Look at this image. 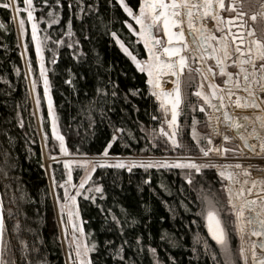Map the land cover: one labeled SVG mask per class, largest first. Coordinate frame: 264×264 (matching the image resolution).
<instances>
[{
    "label": "trees",
    "instance_id": "trees-1",
    "mask_svg": "<svg viewBox=\"0 0 264 264\" xmlns=\"http://www.w3.org/2000/svg\"><path fill=\"white\" fill-rule=\"evenodd\" d=\"M32 2L55 114L70 155H102L110 141L108 154L116 156H197L208 146L209 106L195 93L194 69L183 77L178 131L183 147L173 149L160 134L164 125L161 104L152 94L146 73L120 44L139 60L148 56L144 43L128 28L130 16L120 0ZM124 3L134 12L139 10L140 0ZM6 4L8 0H0L4 259L8 264H66L55 206L65 200L67 169L64 160L58 159L60 140L52 131L24 0L15 4L25 21L23 43L41 130L13 10ZM193 128L198 131L196 139ZM42 141L51 160L52 182ZM224 185L225 178L213 167H202L199 173L174 165L96 167L77 198L92 264H228L222 246L210 238L202 215L207 196L215 202L232 249L238 247Z\"/></svg>",
    "mask_w": 264,
    "mask_h": 264
},
{
    "label": "snow or ice",
    "instance_id": "snow-or-ice-1",
    "mask_svg": "<svg viewBox=\"0 0 264 264\" xmlns=\"http://www.w3.org/2000/svg\"><path fill=\"white\" fill-rule=\"evenodd\" d=\"M45 3H47V0H44ZM24 3L30 8L32 6V0H24ZM57 3H59V0H57ZM120 3L124 7V11L127 12V14L135 20V22L140 26V30L137 31L133 28L132 24H128V28L131 29L135 35L143 40L144 46L147 48L148 52V58L144 61H141L137 58L136 55H133V53L129 50L128 47L124 45L122 41H120L121 47L123 50L131 57V59L136 63V66L142 71L146 72L148 76L147 83L152 86L153 89V95L156 97L158 101L161 102V108H163L167 112V105H171V120L167 121L168 125L170 127H173L177 120V106L181 102V90H180V79L179 75L180 72L184 70V68L187 66V57L183 54L184 50L188 48L187 41L185 39V33L183 31V19L182 17L187 18V25L189 28V31L193 34L194 40L198 43V46L203 47L208 43V40L205 39L203 35V28L204 26H200L199 30V38L197 40V29L196 25L194 24L193 20V13L199 12L200 15L197 17L198 19H203L205 16H208L212 14V18L216 19L218 16V9H225L226 7L229 9H235L236 3H230L226 6L225 0H140L139 3V14H134L132 8H130L127 4L124 3V0H120ZM5 7H11V5H5ZM261 8L264 9V3L261 4ZM245 15L244 12H238L236 16L230 17L228 19V33L225 35H231L232 41L236 42V52L240 54V58L236 61H233V63H238L241 67V71L244 73V80H245V91L248 92L249 96L244 98V103H241V98L237 96V106L240 107H249V106H255L260 107V104L257 103L256 99L252 98L250 103L249 98L255 97L258 93L256 91H253L251 89V81L249 80V73L248 70L245 69L243 66L244 64H250L252 65L253 69V75L252 80L256 81L257 84H259V91L264 92V73L261 75V80H256L255 73L259 70H264V63L260 64L259 69L255 66V61L257 59L264 60V40L258 39L255 37V29L249 27L247 29V35L251 39L246 41L243 29L244 24L246 22L243 21V16ZM259 15L264 16V11H261ZM27 19L32 20L33 19V13L32 11L27 12ZM221 19H223L221 17ZM251 19L255 21L257 19V13L253 12ZM234 20H240L241 23L238 25H233L232 21ZM24 19L21 18L19 20V25L21 30H23L24 26ZM127 23V21H125ZM163 26V32L167 36V45L162 46V52L164 54L165 58H161V52L157 50V46L160 45L161 41L159 37H156L154 35V31L160 26ZM179 26L178 31H174V28H177ZM2 27V25H0ZM232 27H235L237 32H240V35H234L231 33ZM37 26L36 23L33 22L32 24V33H33V39L37 40V52L41 51L40 48V42L36 35ZM70 34V33H69ZM113 36H115V33H112ZM119 39V38H117ZM219 42V46L223 51V56L226 59L229 56V53L227 51V44L224 41L223 37L216 38ZM180 43L181 46L174 47L173 42ZM247 44L245 48L239 47V45ZM211 55H216V49L213 48L211 50V53H206ZM216 62L218 65H220V72H225V66L224 63L219 55H216ZM41 75H44V69H43V63L41 66ZM165 74H171L172 76L177 77L175 80H173V88L171 90H165L162 87L161 83V76ZM239 75V74H237ZM227 76L229 79L225 80V84H231L232 83V73H227ZM206 78V77H205ZM44 84H45V92L47 94V88H48V79L47 76H44ZM239 80H237V87H240ZM209 87L215 89L218 87L215 84H210ZM174 93V95H173ZM197 95H202L205 99V101L208 103V105L216 110H220L219 106L217 104H213L211 101V98L208 94H205L202 91H198ZM229 96L232 95L231 92L228 93ZM212 97L217 96V93L213 91L211 93ZM220 106L223 104V97H218ZM261 99H264V96L261 97ZM49 106L51 108V97H49ZM201 110H204V105H201ZM224 117L226 121L230 122V126L235 128L237 130V134L239 135L240 129L242 125L238 122H234L231 120V117L228 115V113L225 111ZM208 119L211 121V116L208 117ZM245 120L248 119V117H244ZM257 120L259 121V129L256 127H253L251 132L249 133V136L256 137L260 139L259 142V149L260 151L257 152L256 148L257 145L251 144L248 141V137L241 136V140L244 142V146L251 149L252 153L254 155H264V138H261V133L264 132V117L258 116ZM196 121H193V124H195ZM55 126L56 122L55 119H53V130L54 134L57 135V138L60 140V147L61 151H67V149L64 146V137L62 135H59V133L55 132ZM160 134H162L164 137L167 138V141L171 142V147L173 149L175 148H181L183 145L180 143V141L177 139V131L174 129L171 134L166 132L163 127L160 128ZM217 133L219 135H222L224 141H228L231 139L226 134L219 133L218 129H216ZM116 137H113V140H115ZM193 139H196V132L195 128H193ZM209 143H211V138H208ZM199 143V140L196 141ZM111 147V141L109 142L108 147H105L104 152L102 156H107L108 149ZM167 150V149H166ZM201 151L205 156L209 155L210 152H218L220 155H225L228 149L222 148V147H216L211 149H204L201 148ZM77 164L80 166H84L85 168H90L91 171H89L85 178L81 180V183L79 185V188L76 189V192L79 193L80 189L84 187V184L87 182L88 179L91 177V172H94L96 170L97 164L100 165H106L108 164V160L106 159H100L98 162L95 160H79V161H68L65 160L64 164L66 167H68L71 164ZM132 164L138 163V161L133 160L131 161ZM142 166L144 167H151L153 166V163H155V166L159 167L160 163L158 161H152L148 164H143L140 162ZM127 164V161L124 159H117L116 160V166L117 167H125ZM163 166L168 167L170 166L168 160L163 161ZM174 166L180 167V168H190L195 169L197 173L201 171L202 167H213V165L205 164L201 165L196 163L192 159H186V160H180L176 159L174 161ZM215 167L219 168L220 166L216 165ZM232 165H225V168H231ZM235 167L239 168L241 167L240 164H236ZM245 175L250 174L248 172V169L245 170ZM219 175L221 177H227L230 184L224 185L223 187L227 191L228 194V204L232 207L230 208L231 212L235 213L236 220V232L241 237V246L239 248L240 257L243 260V264H248V257L245 255V249L243 247V235L245 232V229L248 228L250 230V234L255 235L257 237H264V201H258L257 199H242V203L240 204L239 208L235 205L233 201V191L231 188V182H234V174L231 171L226 170H220ZM189 179V182H191V177H187ZM69 179H71V173L69 171ZM248 181L245 180L244 184H247ZM253 188L256 187L257 181L253 180L251 181ZM261 185H264V179L260 180ZM252 188H245L241 186V188L235 193L236 197L243 198L245 192H251ZM258 191H264V187L258 188ZM96 191H101L100 186H96ZM65 196H68L67 189H65ZM204 200L206 201L205 204V210L202 211V215H204L205 220L207 222V228L209 233L211 234L212 238L220 244L222 247H224L228 240V235L226 232V229L224 227V224L222 222L221 216L219 214V211L216 208L215 202L209 200L207 196L204 197ZM76 196H71L70 200H65L63 204L60 206V211L63 212L65 209V206L67 204H75ZM245 208L250 209V212L247 214V217L245 218ZM3 202L0 200V264H8V261L4 259V233H5V218L3 214ZM12 215V210L9 209V216ZM72 213L69 212V216H71ZM16 229H19V221L16 222L15 225ZM73 229H76V224H73ZM81 233L83 232L82 226L79 229ZM74 240L77 239L75 237V232L73 233ZM21 243H24L23 241ZM259 245L261 249H264V239H261L259 241H253L252 242V264H264V255H260L259 258L258 254L255 250L256 245ZM93 244V248H94ZM207 247V244H205ZM89 245L85 242L83 244V247L80 243L75 244V255L78 261V264H92L91 257L88 255V252L90 251ZM154 251V250H153ZM71 256V253L69 254ZM117 255H119V252H117ZM43 264V262H41Z\"/></svg>",
    "mask_w": 264,
    "mask_h": 264
},
{
    "label": "rangeland",
    "instance_id": "rangeland-1",
    "mask_svg": "<svg viewBox=\"0 0 264 264\" xmlns=\"http://www.w3.org/2000/svg\"><path fill=\"white\" fill-rule=\"evenodd\" d=\"M253 1L259 4L260 0H253ZM194 2H195V0H194ZM226 3H227V0L225 1V4ZM251 3H253V2H251ZM8 4L11 5V8H12L13 14H14V18L16 21V26L18 29V36H19V40H20V44H21V50H22L25 70H26V74L28 77L29 87H30V91H31V95H32L33 103H34V108L36 111L37 121H38L40 130H41V122H40V116H39V110H38V105H37V98H36L34 83H33V79L31 76L30 65H29V62H28L27 56H26L25 46L23 43V41H24L23 40L24 26H23V30H21L20 25H19L20 18L18 15V9L16 7L15 0H8ZM25 11H26V16H27L28 11H32V13H33V19L32 20L27 19L28 23H29V29L31 32V36L33 39V33H32L33 22H35L36 26H37V22H36L34 10H33V2H32V6L30 8L25 4ZM217 11H218V16L216 19L212 18V14L205 16L203 18V20L205 22L211 23L210 29L207 30L205 27L203 28V35H204L205 39L208 40V43L206 45H204L203 47L198 46V43L193 38V34L190 35L189 28H187L188 25H187V18L186 17H182V19L185 21V24L187 25V27H185V28L183 27V30L185 31L186 35L188 36V44H189V49H190V54H191V63L193 64L194 67H201V69H202L201 72L206 77L208 86L210 84H215L218 86L215 89L209 87L210 90H209L208 95L210 96L212 103L217 104L219 106L220 110H216V109L211 108L208 105V103L205 101L204 97L202 95H198L199 99L202 102H205V104H207L209 106V109L207 111V120H208V127H209L210 133H209V135H206L208 146L205 147L204 149H209L211 146V143H209L208 138L210 137L212 140L213 135H212V130L209 126L210 120L208 119V117L211 115V113L215 112V113H218L220 120H221V129H222L221 133L226 134L229 137H231V139L228 140V142L225 141V143L227 142V144H224V145L225 146H236V147L238 145V148H240V150H241L239 153L237 152L238 155L229 154V156L228 155L224 156V155H220L218 152H210L209 155L205 156L203 154V152H201V154H199L197 156H178V155H170V156H144V155L116 156V155H109V154H107V156H102V155L75 156V155H70L67 151H62V156L59 157L58 159H63L64 161L65 160L79 161V160L88 159V160H95L97 162L100 159H106V160H108V164H106V165H114V166H116V160L118 158L126 160L127 161L126 166H142V164L140 162H142L143 164H148L149 162H152V161H158L160 163V166H163L164 160H168L170 165H174V161L176 159H180V160L192 159L196 163L201 164V165H205V164L213 165V168H215L218 171V173L220 172V170H224V169H222V166H223L222 164L232 165V167L229 168L228 170L231 171L233 174H235L237 172H241V173L243 172L244 173V170H245V168L240 169V168L235 167L236 164H240V165L245 166L246 164H255V163H258L260 161H264V155H259V156L254 155L252 153V151L249 150V148L244 146V142L240 138L241 136H244L246 134H248V136H249V133L251 132L253 127H256L257 129H259V121L257 120V117L258 116L264 117V99H261V97L264 96V92H260L259 91V84H257L256 81L252 80V75H253L252 65L244 64L243 67L245 69H247L248 73H249V80L251 81V89L258 93L255 97L249 98L248 102L250 103L251 99L254 98V99H256L257 103L260 104V107L257 108L255 106H249V107L237 106V103H236L237 96H239L241 98L240 102L244 103V98L248 97L249 94L247 91H245L246 85H245V80H244V73L241 71L240 65L238 63H233V61H236L240 58V54L238 52H236L237 44H235V45L232 44L229 36L225 35L227 33V30L224 29V25L222 22L223 20L221 19V17L224 18V15L233 17L235 15V12H234V10H232V11L229 9L227 10V8L223 12L220 11V9H218ZM251 11L256 12L255 6H251ZM133 13L139 14V10L137 12L133 11ZM222 14H223V16H222ZM193 17H195L194 13H193ZM198 20H201V19H198ZM259 20H262V19H259ZM129 24H132L133 28L136 29L137 31L140 30V26L135 22V20H133L132 17H130ZM199 30L200 29L197 30V40L199 38V36H198ZM161 34H162V29L160 26V28H158L154 31V35L156 37H158ZM36 35H37V38L40 42L38 27L36 30ZM220 37H223L224 41L227 44V51L229 53V56L226 59L224 58L223 51L219 46L218 40L216 39V38H220ZM140 41L143 42V40H141V39H140ZM33 42H34L36 53H37V60H38V65H39L41 83H42L43 90H44L43 94H44V99L46 101V105H47V108L49 111L52 131L54 134L53 119H55V122H56L55 132L59 133V135H62L60 130H59L58 120H57V117L55 114V109H54L53 100L51 97V89H50L49 81H48L47 94L45 92L44 76L46 75L47 79H48V73H47V69L45 66L42 46L40 43L41 51L37 52V47H36L37 40L33 39ZM246 46H247V44H246ZM239 47L245 48L242 46H239ZM213 48L216 49V55H219L221 57L223 63H224V66H225L224 74L219 72L220 71V65H218L216 62V55L206 54V53H211V50ZM157 50L161 52V50L158 46H157ZM147 58H148V56H147ZM161 58H163L162 52H161ZM146 59H144V60H146ZM144 60H141V61H144ZM42 63H43L44 75H41ZM262 63H264V60L257 59L255 61L256 68L259 69V66ZM229 72L233 74L232 83L226 85L225 80L229 79V77L227 76V73H229ZM195 73L197 74V88L195 90V93H196V91L200 90L201 87L203 88L204 79L200 78V76L198 75V73L196 71H195ZM262 73H264V70H259L255 73L256 80H261ZM237 74H239V75H237ZM146 75H147V73H146ZM147 78H148V76H147ZM237 80H239V83L241 85L240 87H237ZM261 82H264V81H261ZM150 88L152 91V86H150ZM213 91H215L217 93V96H215V97L211 96V93ZM229 92L232 93L231 96L228 95ZM220 96L223 97L222 106H220V102L218 99V97H220ZM49 97H51V108L49 106ZM160 104H161V102H160ZM201 105H203V103ZM162 111H163V115H164L163 128L166 132L171 134L174 129L172 127H170L167 123V121H169V110H167V112H166L162 108ZM225 111L232 118V121L238 122L242 125L240 132H239V135L237 134V130L236 129L233 130V127L230 126V122L225 120V117L223 114ZM244 117H248V119L245 120ZM263 133L264 132L261 133V136L263 135ZM54 136L57 138L56 134H54ZM177 139H178V134H177ZM257 139L258 138H256V137H251V140H248V141H249V143L253 144L252 142L257 140ZM42 140H43V138H42ZM42 142H43V148L45 149L44 141H42ZM64 146L66 148L65 138H64ZM218 147H222V138H220V144ZM45 152H46V149L44 150L45 162H46V167L48 170L49 177H50L51 182H52L50 169H48V165H49V162L51 160L47 157V154L45 155ZM133 160L138 161V163L132 164L131 161H133ZM153 164L155 165V163H153ZM216 165H218L220 167L217 168V167H215ZM98 166H102V165H100L98 163L97 167ZM66 169H67V178L64 181V191H65V189H67L68 196L67 197L65 196V200L66 199L70 200L71 196L75 195L76 201H75V204H67L65 206V209L63 212L60 211V206H61V204H63L65 202V200L60 204L56 203V206H55L56 207L55 208L56 209V217H57V221H58V225H59V232H60V236H61V241H62L64 252H65L66 264H78V261H77L76 255H75V244L80 243L81 246L83 247V244L86 242V238H85L84 230L82 233L79 230L81 226L83 228V222H82V218H81V215L79 212L78 201H77V198H78L79 194L81 193V191L84 187L80 189L79 193L76 192V189L79 188L81 180L86 177L87 173L89 171H91V169L85 168L84 166H80V165H77L75 163L69 165L68 167H66ZM69 171L71 173V179H69ZM93 173L94 172H91V176L93 175ZM224 178H225V185H229L230 182L227 179V177H224ZM88 181H89V179L87 180V182ZM236 181H238V179H236L234 177V182L231 183V188L233 191V201H234L235 205L237 206V208H239L238 206H239V204H241L242 199H255V197H253V195L246 194V193L244 194L243 198L236 197L235 193L237 192V189H240L241 186H243L242 185L243 183H240V187H239V184ZM85 184H84V186H85ZM226 196H227V199H229L227 191H226ZM245 210L248 213L250 212V209L245 208ZM69 212L72 213L71 216H69ZM232 215H233V220H234V224H235V220H236L235 213L232 212ZM74 223L76 224V229H73ZM235 229H236V224H235ZM74 232H75V237L77 238L75 240L73 237ZM249 234H250V231H249ZM227 235H228L227 243L224 247H222L225 251L227 263L228 264H243V260L241 259L240 252H239V248L241 246L240 235L237 234V236H238V247L236 249H232V247L230 245L229 233H227ZM250 236L254 237L252 234H250ZM261 239H262V237H260V240ZM263 239H264V237H263ZM90 252H91V250L88 252L89 256H90ZM70 253H71V256L69 255ZM261 255H264V251L261 253Z\"/></svg>",
    "mask_w": 264,
    "mask_h": 264
},
{
    "label": "bare ground",
    "instance_id": "bare-ground-1",
    "mask_svg": "<svg viewBox=\"0 0 264 264\" xmlns=\"http://www.w3.org/2000/svg\"><path fill=\"white\" fill-rule=\"evenodd\" d=\"M194 15H195V17H193V20H194V24L196 25V29L197 28L200 29L201 25H203L207 30L210 29L211 23L205 22L203 19L202 20H198L197 17H199V15H200L199 12H194ZM183 27L184 28L187 27V25L185 24V21L183 22ZM203 79H204V81H203L204 84H203V88L202 87L200 88V91L204 92L205 94H208L210 89H209V86L207 84V80H206L204 75H203ZM173 80H174V78H173L172 75H168V74L162 75L161 76L162 87L163 88H169L173 84ZM152 93H153V89H152ZM210 116H211V121L209 123L210 124L209 126H210V128L212 130L213 137H212L211 146H210L209 149L218 147L219 144H220V138H222V136L219 135L217 133V131H216V129H218L219 133H221V131H222V129H221V120H220V117H219L218 113H215V112L211 113ZM233 130H235V128H233ZM244 136L248 137V140H251V136H248V134H246ZM261 138H264V133L261 136ZM259 142H260V139H257V140L252 142L253 144L257 145V148H256L257 152L260 151V149L258 147ZM222 165H223L222 169H224L226 171H229L228 170L229 168H225L224 164H222ZM239 168L240 169H243V168L246 169L247 168L248 172L250 173L248 175H245V171H244V173L236 171L237 173L234 174V177L236 179H238V181H236V182H238L239 187H240V183H243L242 184L243 187L252 188L253 190L250 193L249 192H245V193L253 195V197H255V199H257L258 201H264V191H258L257 190L258 188L264 187V185H261V183H260V180L264 179V161H260V162L255 163V164H246L245 166L241 165V167H239ZM245 180L248 181L247 184H244ZM253 180L257 181V185L254 188H253L252 183H251V181H253ZM238 190L239 189H237V191ZM239 206H240V204H239ZM247 214H248V212L245 210V218L247 217ZM249 231L250 230L248 228L245 229V232H244V235H243V247L245 249V255L248 257V264H252V259H253L252 256H251L252 242L253 241H259L260 238L251 237L250 234H249ZM255 250H256V252L258 254V257L263 252V249H261L258 244L256 245Z\"/></svg>",
    "mask_w": 264,
    "mask_h": 264
},
{
    "label": "flooded vegetation",
    "instance_id": "flooded-vegetation-1",
    "mask_svg": "<svg viewBox=\"0 0 264 264\" xmlns=\"http://www.w3.org/2000/svg\"><path fill=\"white\" fill-rule=\"evenodd\" d=\"M233 2L236 3V8L235 9H229L227 7L226 8H227V10L228 9L231 10V11L234 10V12H235L234 16H236L238 14V12H244L245 13V15L242 18L243 21L246 22L244 24V29H243V34H244L245 40L248 41V40L251 39L247 35V29L249 27L255 29V37L256 38L264 40V16L259 15V13L261 11H264V9L261 8V4L264 3V0H260L259 4L254 2L253 0H227L226 6L229 5L230 3H233ZM251 2H253V3H251ZM251 6H255V11H256L255 13H257V19L255 21H253L251 19V16H252V14L254 12V11H251ZM225 9H220V11L223 12ZM222 16H223V14H222ZM226 17H231V16L224 15V18L222 19L223 20L222 22H223V25H224V29H226L227 33H228V27H227L226 20H225ZM259 19H262V20H259ZM234 22L237 23V24L241 23L240 20H234ZM232 32H233L232 34L235 35V29L232 28ZM228 36H229L232 44L235 45L236 42L232 41L230 35H228ZM239 46H241V45H239ZM245 46H246V44H245ZM227 142L225 144H227ZM226 149H228V151L226 152L225 155H228V156H229V154L238 155L237 152L239 153L241 151L240 148H238V145H237V147L236 146H226Z\"/></svg>",
    "mask_w": 264,
    "mask_h": 264
},
{
    "label": "water",
    "instance_id": "water-1",
    "mask_svg": "<svg viewBox=\"0 0 264 264\" xmlns=\"http://www.w3.org/2000/svg\"><path fill=\"white\" fill-rule=\"evenodd\" d=\"M229 18H230V17H226V18H225V20H226V24H227V25H228V19H229ZM232 24H233V25H238V24L235 23L234 21H232ZM227 27H228V26H227ZM232 28L235 29V35L239 36V35H240V32H237V30H236L235 27H232ZM161 29H163V26H162V25H161ZM173 30H174V31H178V30H179V26H178L177 28H174ZM228 30H229V29H228ZM183 31H184V30H183ZM184 33H185V31H184ZM231 33H233V32H232V29H231ZM190 35H192L191 32H190ZM230 36H231V35H230ZM158 37L160 38V41H161V43H160V45H158V47L160 48V50H161V52H162V46H166V45H167V36L164 34V32H163V30H162V34L159 35ZM185 39H186L187 44H188V36L186 35V33H185ZM173 46H174V47H179V46H181V45H180V43L174 41V42H173ZM241 46L244 47L245 44H242ZM183 54L187 57V66L184 68V70H183L182 72H180V75H179V79H180V90H181V102H180V104L177 106V120H176L175 124H174L173 127H172L173 129H175V130L177 131V134H178L179 127H180V117H181V113H182V109H183V105H184L183 77H184L186 71H188V70H190V69H193V65H192V63H191V54H190L189 44H188V48L184 50ZM162 56H163V58H165L163 52H162ZM196 70H200V67H196ZM168 75H171V74H168ZM173 78H174V80H175L177 77L173 76ZM172 88H173V84H172L169 88H163V89H165V90H171ZM198 91H200V90H198ZM198 91H196V93H197ZM173 95H174V93H173ZM166 107H167L168 110H169V120H171V118H172V117H171V105L169 104V105H167ZM231 120H232V118H231ZM224 144H225V141L223 140V137H222V148H226V146H225ZM44 150H45V149H44ZM249 150H251V149H249ZM251 151H252V150H251ZM45 155H46V152H45ZM48 169H49V165H48ZM0 200H1V199H0ZM2 211H3V209H2ZM3 214H4V212H3ZM205 224H206V229H207V232H208L210 238H211L214 242H216V241L212 238L211 234H210L209 231H208L206 220H205ZM224 227H225V226H224ZM253 236L256 237V238H260V237H257V236H255V235H253ZM262 239H263V237H262ZM216 243H217V242H216ZM217 244H218V243H217ZM263 251H264V249H263ZM258 258H259V257H258Z\"/></svg>",
    "mask_w": 264,
    "mask_h": 264
},
{
    "label": "built area",
    "instance_id": "built-area-1",
    "mask_svg": "<svg viewBox=\"0 0 264 264\" xmlns=\"http://www.w3.org/2000/svg\"><path fill=\"white\" fill-rule=\"evenodd\" d=\"M196 71H197L198 75L200 76V78L203 79V73L201 72V70H196Z\"/></svg>",
    "mask_w": 264,
    "mask_h": 264
},
{
    "label": "crops",
    "instance_id": "crops-1",
    "mask_svg": "<svg viewBox=\"0 0 264 264\" xmlns=\"http://www.w3.org/2000/svg\"><path fill=\"white\" fill-rule=\"evenodd\" d=\"M200 69H201V67H200ZM202 70V69H201ZM219 71V70H218ZM220 72V71H219ZM221 73V72H220ZM224 74V73H223Z\"/></svg>",
    "mask_w": 264,
    "mask_h": 264
}]
</instances>
